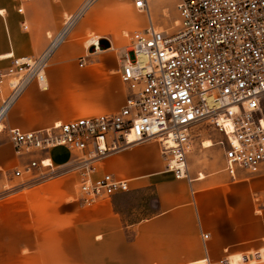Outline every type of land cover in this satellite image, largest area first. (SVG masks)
<instances>
[{
    "label": "crops",
    "instance_id": "crops-1",
    "mask_svg": "<svg viewBox=\"0 0 264 264\" xmlns=\"http://www.w3.org/2000/svg\"><path fill=\"white\" fill-rule=\"evenodd\" d=\"M82 1L29 0L19 13L15 0H0V59L10 64V56L40 54L48 33L57 32L64 16ZM142 19L132 2L93 3L56 51L46 87L30 83L9 111L7 124L35 131L119 111L129 94L120 74L125 34L141 28ZM88 33L87 42L97 38L100 49L85 45ZM44 157L62 168L71 163L72 153L54 147L19 156L7 140L0 144V168L10 172L16 164ZM191 161L188 157V177L178 179L155 139L111 152L99 161L95 176L111 174L126 180L129 189L92 205L74 199V172L24 187L0 202V264H216L231 253L262 246L264 206L256 211L249 189L239 182L262 191L264 175L249 179L240 170L232 178L224 152L221 175L201 172ZM6 175L0 173V185Z\"/></svg>",
    "mask_w": 264,
    "mask_h": 264
},
{
    "label": "built area",
    "instance_id": "built-area-1",
    "mask_svg": "<svg viewBox=\"0 0 264 264\" xmlns=\"http://www.w3.org/2000/svg\"><path fill=\"white\" fill-rule=\"evenodd\" d=\"M15 1L23 13V3L29 0ZM96 1L83 0L75 12L66 14L40 54L10 56L8 67L0 70V144L7 140L19 156L54 147L77 152L66 167H55L44 157L29 159L10 173L41 180L60 170H76L78 200L92 205L129 189L126 180L95 175L102 158L135 142L157 140L167 168L176 178H187L198 124L224 136L219 143L232 178L240 170L263 172L264 0H179L178 20L168 25L155 22L150 0H128L148 15L149 24L134 31L125 48L120 67L129 90L125 105L115 113L56 122L35 131L7 124L9 111L29 84H46L56 51ZM22 25L27 28L25 21ZM254 195L257 202L264 201L259 193ZM216 264H226V259Z\"/></svg>",
    "mask_w": 264,
    "mask_h": 264
},
{
    "label": "rangeland",
    "instance_id": "rangeland-1",
    "mask_svg": "<svg viewBox=\"0 0 264 264\" xmlns=\"http://www.w3.org/2000/svg\"><path fill=\"white\" fill-rule=\"evenodd\" d=\"M120 1L130 2L128 0H120ZM177 1H179V0H159L158 2H155L153 4L150 2L153 17L155 18V22L160 24V25H168V24H173L175 20H178V12L176 9V5H177L176 3H178ZM164 13L166 14V16H163ZM141 14L143 16V19L141 21H139V25L141 26V28H139L137 30H141L142 27L145 28L149 24L148 15L145 12H141ZM119 21L120 20L117 19L116 23L119 24L120 23ZM25 32H28V31H25ZM133 32L125 34V36H126L125 38L127 39L128 43L130 40V36L133 34ZM89 33L85 35V38H84L85 45H87L86 42L89 38V35L91 34V33L90 34ZM50 34H53V32H49L47 36L49 37ZM48 40H49V38H48ZM104 45L105 44H103L101 46L102 49H105ZM90 49H92V48H90ZM93 50H94V47H93ZM125 50L126 49L122 50V52H121L122 61L125 60ZM9 61H10V59H8V58H1L0 59V70L7 68L9 65ZM48 127H50V126H48ZM221 139H222V137H221L220 132L217 131L215 128L209 127L206 124H198L193 129L192 147H191L190 152L188 153V157L192 158L193 161L189 162V165H191V167H193V168H199V171L204 172V173H207V172L208 173H215V174L217 173V175H221V172L223 169V152H224L223 146L219 143V141ZM206 142H210L213 145L208 146V147L204 146V144ZM71 153H72V159H73L76 156L77 152H71ZM16 166H18V164L12 166L10 169L12 170ZM55 167H58V166H55ZM1 170H5V172L1 171ZM1 170H0V173L7 174L6 175L7 179H5L4 183H2L0 185V202L17 196V191L23 189L24 187L31 188L34 185L43 183V182H45L49 179H52L53 177L62 173L61 171H57L55 173H52L51 176L46 177L45 179L35 180V179H31L30 176H28V175H24L23 177H16V176H13L10 173V171H8L7 169L2 168ZM45 171L46 170L44 169L43 172H45ZM39 172H41V170H38V173ZM67 172H74L78 176V180L76 182L75 194L73 197L75 200L79 201L78 200L79 174L76 170L67 171ZM260 175H264V171L257 173V174L247 173V177L249 179H252L255 177H263ZM239 183L244 184V187L249 189L250 195H251V200H252V203H253L256 211H258V209L261 206H264V201H262V203L257 202L255 200V195H254L255 193H259L264 199V190L256 192L254 189V186L251 185V183H249V182H239ZM258 205L260 207H258ZM263 250H264V244L262 246H260L259 248H256V249H250V250H246V251H239V252L231 253L225 258L226 264H234L233 259L237 256L246 257L245 261L242 262L241 264H251V263L258 262V261H262V260H264V258L262 257ZM252 253L256 256V260L253 262L249 258H247V256H249ZM230 259H232V260H230ZM230 262H232V263H230Z\"/></svg>",
    "mask_w": 264,
    "mask_h": 264
},
{
    "label": "bare ground",
    "instance_id": "bare-ground-1",
    "mask_svg": "<svg viewBox=\"0 0 264 264\" xmlns=\"http://www.w3.org/2000/svg\"><path fill=\"white\" fill-rule=\"evenodd\" d=\"M150 1H151V0H150ZM2 12H3V11H2ZM175 21H176V20H175ZM87 44H88V45L96 46L98 49H100V42H99L98 39L95 38V37H91V38L89 39V41L87 42ZM44 86H45V84H44ZM45 87H46V86H45ZM45 87H44V88H45ZM206 146H211L210 142L206 143ZM48 161H49V160H48ZM262 257L264 258V253H262ZM245 258H246V257H242V256H240V258L238 259V264H241L242 262H244V261H245ZM247 258H249L252 262L256 260V256H255L253 253L250 254L249 256H247ZM230 260H232V259H230ZM230 263H232V262H230Z\"/></svg>",
    "mask_w": 264,
    "mask_h": 264
}]
</instances>
